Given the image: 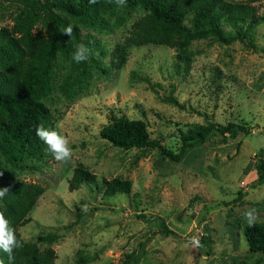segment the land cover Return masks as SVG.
Masks as SVG:
<instances>
[{
    "label": "rangeland",
    "instance_id": "374dc122",
    "mask_svg": "<svg viewBox=\"0 0 264 264\" xmlns=\"http://www.w3.org/2000/svg\"><path fill=\"white\" fill-rule=\"evenodd\" d=\"M236 1L264 17V0ZM22 8L20 0H0V27H11ZM142 14L134 9L111 30L81 27L80 33L111 50ZM253 37L255 49L238 41L197 42L184 62L168 47L131 46L122 67L106 77L93 73L73 98L53 92L46 105L53 130L69 141L71 159L53 158L36 172L0 160V189L18 180L43 188L29 221L17 228L21 239L51 247L52 264H264V252H250L242 235L246 212L255 209V222L264 220V181H254L255 163L264 158V23ZM64 70L59 59L56 72ZM120 114L143 120L149 137L179 159L170 161L157 147L122 149L99 137L109 117ZM204 116L248 133L226 141L210 133L182 147L179 130L203 124ZM77 164L99 187L68 189ZM114 176L130 183L128 193L104 195V182ZM46 234L53 239H40Z\"/></svg>",
    "mask_w": 264,
    "mask_h": 264
},
{
    "label": "trees",
    "instance_id": "16d2710c",
    "mask_svg": "<svg viewBox=\"0 0 264 264\" xmlns=\"http://www.w3.org/2000/svg\"><path fill=\"white\" fill-rule=\"evenodd\" d=\"M23 8L14 17L11 27H0V160L10 168L36 172L54 158L47 145L36 136V127L53 130L51 112L46 99L57 92L71 99L82 92L93 73L106 77L110 68L119 69L131 46L153 44L174 51L184 62L197 42H218L228 45L235 41L255 49L252 38L264 17L247 2L236 0H20ZM139 9L143 14L134 20L130 30L111 50H106L92 34H81L80 28L107 31L122 23L125 15ZM41 28L33 30L34 23ZM72 27V35L65 34ZM84 44L98 53L77 63L73 55L77 45ZM259 51L264 52V47ZM105 57L107 61H105ZM65 62V70L56 72L57 61ZM169 102L178 104L173 98ZM248 129L232 122L220 124L204 116L203 124H192L179 130L182 147L203 142L210 133H218L223 141ZM99 137L122 149L157 147L170 161L179 154L162 147L149 137L146 124L138 118L112 115L98 131ZM262 158V157H261ZM256 178L264 181V166L255 163ZM2 170L0 168V178ZM69 190L80 184L99 187L95 175L77 164L67 182ZM0 198V212L15 230L20 247L12 257L0 249L3 264H52L55 254L51 247L40 249L34 242L23 241L17 230L29 221L27 213L40 197L43 188L36 183L15 181ZM130 183L117 176L104 182L105 196L126 194ZM140 217H144L141 215ZM164 233L170 231L161 225ZM242 235L250 252H264V220L242 226ZM52 234L40 239L50 241ZM83 263L82 256H78Z\"/></svg>",
    "mask_w": 264,
    "mask_h": 264
},
{
    "label": "clouds",
    "instance_id": "9594fccd",
    "mask_svg": "<svg viewBox=\"0 0 264 264\" xmlns=\"http://www.w3.org/2000/svg\"><path fill=\"white\" fill-rule=\"evenodd\" d=\"M94 3L95 0H90ZM125 0H117L119 5H123ZM65 34L68 36L72 35V27L69 26L65 30ZM97 55L98 53H93V50L84 44L77 45V51L73 55V60L77 63L84 62L89 59L90 55ZM36 136L42 140L48 147V150L54 154V158L58 161L67 162L72 157V149L69 147L68 139L59 134L54 130H46L42 125L36 127ZM9 191L8 188L0 189V198ZM245 218L249 225L255 223V209H251L245 213ZM193 243L199 247V240H193ZM20 243L16 239L15 230L10 227L9 221L5 219L3 212H0V249L9 255V259L12 257V250L14 247H20ZM0 264H3L0 261Z\"/></svg>",
    "mask_w": 264,
    "mask_h": 264
},
{
    "label": "built area",
    "instance_id": "2783aa9c",
    "mask_svg": "<svg viewBox=\"0 0 264 264\" xmlns=\"http://www.w3.org/2000/svg\"><path fill=\"white\" fill-rule=\"evenodd\" d=\"M260 160H261L262 164L264 165V158L262 157ZM254 161H255V160L252 159V162H254Z\"/></svg>",
    "mask_w": 264,
    "mask_h": 264
}]
</instances>
